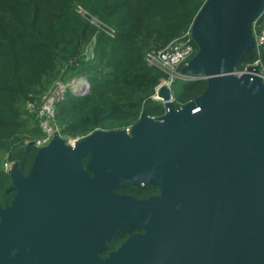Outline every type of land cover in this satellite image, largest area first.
Instances as JSON below:
<instances>
[{"label": "water", "instance_id": "water-1", "mask_svg": "<svg viewBox=\"0 0 264 264\" xmlns=\"http://www.w3.org/2000/svg\"><path fill=\"white\" fill-rule=\"evenodd\" d=\"M263 13L264 0H207L190 28L197 51L181 70L206 80L201 95L173 110L162 88V117L143 114L128 133L95 131L71 146L55 134L26 178L14 164L8 192L17 193L0 209V244L51 228L57 238L101 233L104 245L114 228L140 229L85 264H264V83L254 66L235 72L255 49ZM124 185L156 186L160 196L112 193ZM0 264H15L8 249Z\"/></svg>", "mask_w": 264, "mask_h": 264}, {"label": "trees", "instance_id": "trees-1", "mask_svg": "<svg viewBox=\"0 0 264 264\" xmlns=\"http://www.w3.org/2000/svg\"><path fill=\"white\" fill-rule=\"evenodd\" d=\"M206 1L0 0L1 209L13 199L7 192L9 176L1 170L4 157L26 176L36 154L31 143L44 136L27 104L40 107L56 83L87 80V92H68L55 105L51 126L65 141L95 131L130 130L143 114L162 117L163 105L151 97L169 76L149 66L146 56L182 41ZM192 46L190 59L197 51ZM256 62L264 64V43L244 57L235 72ZM196 78L172 80L173 110L205 91L206 80Z\"/></svg>", "mask_w": 264, "mask_h": 264}, {"label": "flooded vegetation", "instance_id": "flooded-vegetation-1", "mask_svg": "<svg viewBox=\"0 0 264 264\" xmlns=\"http://www.w3.org/2000/svg\"><path fill=\"white\" fill-rule=\"evenodd\" d=\"M84 159H86V162L82 164L83 167L89 161V157H85ZM28 174L26 176L20 174V176L26 178ZM88 176L92 177L91 174H88ZM8 193H12L14 198L17 192ZM112 193L116 196L130 197L136 201H148L151 198H158L160 196L159 188L150 185H124L122 188L112 190ZM11 203L2 209L10 207ZM85 217H88L90 227H95L97 231L100 221L94 219L91 213L85 212ZM34 226L38 227L39 225L36 223ZM81 226H83L82 219ZM85 230L82 229L81 236L64 238L55 237L51 228L48 236H42L39 231H34L27 238L23 239L22 236L19 237L14 244H0V251L2 252V248L8 249L10 258H15V264H85L86 257L100 261L104 260L111 253L116 252L130 237L144 235L145 233L143 230L134 229L132 233L128 234L120 232L118 228H114L116 235L109 240H105L103 245L101 233L95 234V238L83 237ZM103 247H105V250H103Z\"/></svg>", "mask_w": 264, "mask_h": 264}, {"label": "built area", "instance_id": "built-area-1", "mask_svg": "<svg viewBox=\"0 0 264 264\" xmlns=\"http://www.w3.org/2000/svg\"><path fill=\"white\" fill-rule=\"evenodd\" d=\"M93 21V20H92ZM264 21H256L252 26V36L254 38L255 49L254 51H259L260 46L264 43ZM112 36V32L108 33ZM190 30L184 35V39L180 42L174 43L160 51L158 53H150L146 56V62L149 66L155 67L156 69L164 72L169 76L168 80H161L160 83L154 89L151 99L155 102H159L164 106L163 98L159 95V92L162 88H166L170 94V86L172 80H183L191 81L196 80V77H188L181 73L179 67L181 65L185 66L189 61L190 57L193 54V46ZM254 66L257 70V75L261 77L262 82L264 83V64L259 62L254 63ZM237 74H242L239 72ZM199 79H204L200 77ZM89 90V85L87 80L80 78L78 80H73L68 84L56 83L54 87L48 91L41 98V106L37 107L35 103H28L27 110L30 114L34 116L39 121V127L43 133V137L32 142L33 147L38 151L39 149L46 147L49 142L52 140V129L51 122L54 120L55 105L62 101L66 93H78V92H87ZM169 103H172V96L170 94ZM127 133L129 130L126 131ZM78 140V139H77ZM77 140H68L67 145L71 146ZM13 163L10 162L7 158L3 160L1 170L4 174L9 175L12 171Z\"/></svg>", "mask_w": 264, "mask_h": 264}, {"label": "rangeland", "instance_id": "rangeland-1", "mask_svg": "<svg viewBox=\"0 0 264 264\" xmlns=\"http://www.w3.org/2000/svg\"><path fill=\"white\" fill-rule=\"evenodd\" d=\"M237 75H240V74H237ZM51 129H52V135L54 136L55 134H57L58 135V130L56 129V128H53L52 126L50 127ZM52 136V137H53ZM68 141H66V143H67ZM4 158H6V157H4ZM14 165V164H13Z\"/></svg>", "mask_w": 264, "mask_h": 264}]
</instances>
